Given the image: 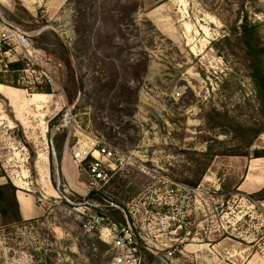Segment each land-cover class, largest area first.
<instances>
[{"label":"rangeland","instance_id":"rangeland-1","mask_svg":"<svg viewBox=\"0 0 264 264\" xmlns=\"http://www.w3.org/2000/svg\"><path fill=\"white\" fill-rule=\"evenodd\" d=\"M2 3L0 16L20 28L37 51L0 55L4 79L27 94H40L31 92L45 84L52 93L40 94L46 96L38 98L43 107L24 128L6 124L0 113V185L9 181L16 191L32 195L41 209L39 217L19 225L4 224L0 210V264H109L107 245L97 233L81 228L82 208L75 211L63 199L75 203L86 193L87 162L82 164L81 158L91 140L116 151L117 160L144 162L150 171L155 169L156 178L146 179L145 186L156 185L157 178L167 175L178 182L200 179L207 189L219 178L226 192H236L254 153L264 154L261 135L253 141L264 114L234 31L241 9L259 21L264 71V0ZM120 4L125 6L122 20ZM51 32L69 48L75 74L84 84L71 105L64 93L70 73L56 56L36 48L40 41L52 48ZM16 58L23 69L8 72L7 64ZM136 60L140 68L131 82L134 72L123 67ZM115 72L114 88L100 89ZM62 109L59 123L49 128L48 122ZM234 153L239 155L231 156ZM225 191L220 194L227 199ZM262 195L246 193L232 204L234 221L242 209L247 215L237 222L243 227L232 232L230 240L240 239L242 230L248 242H260L264 248ZM41 196L46 198L43 207L38 202ZM208 204L204 201L203 207ZM159 211L156 205L153 212ZM202 228L207 230L205 224ZM204 243L208 244L207 237ZM196 254L197 259L190 255L185 260L177 255L178 264H227L229 257L209 246Z\"/></svg>","mask_w":264,"mask_h":264},{"label":"built area","instance_id":"built-area-1","mask_svg":"<svg viewBox=\"0 0 264 264\" xmlns=\"http://www.w3.org/2000/svg\"><path fill=\"white\" fill-rule=\"evenodd\" d=\"M23 50L28 55L37 52L20 28L0 16V55ZM87 148L81 158L83 163L91 157L86 193L75 203L65 196L63 199L75 211L82 208L81 228L86 233H97L98 239L107 245L109 264H142L144 253L153 257L154 264H178L177 255L182 260L191 259L192 253L185 246L199 242L201 213L205 214L202 218L208 227L210 219L220 222L232 212V200L220 194L216 182L206 189L202 181L191 186L161 175L156 185L145 186L144 181L154 180V173H158L147 169L146 163L117 160L116 151L95 140ZM90 193L101 194L103 201L88 199ZM45 199H38L41 207ZM146 200H150L147 205ZM206 200L209 204L203 207ZM156 205L159 212H153ZM107 208L118 211L122 220L113 221L105 212Z\"/></svg>","mask_w":264,"mask_h":264},{"label":"crops","instance_id":"crops-1","mask_svg":"<svg viewBox=\"0 0 264 264\" xmlns=\"http://www.w3.org/2000/svg\"><path fill=\"white\" fill-rule=\"evenodd\" d=\"M4 0H0V3L3 4ZM38 98L46 99L45 95H34L27 94L24 90L19 88L10 87L7 85L0 84V113L4 117V121L7 123H16L21 128L29 124L31 120H35L36 113L43 107L41 104L43 101H39ZM11 100L15 101L12 102ZM35 100H38L35 102ZM35 102V103H34ZM4 108V110H3ZM7 113H10V117ZM261 139L264 141V132L261 135ZM44 162V156L40 155ZM255 167L256 169H252ZM217 181L215 186L219 184L221 192H224V183L221 179L216 178ZM220 181V182H219ZM264 188V157L263 158H254L251 160V164L247 174L238 184L236 192L228 191L226 194L228 198L234 203L236 200H242L246 193H257ZM240 195V196H239ZM16 200L19 206V212L22 220H30L37 218L41 215V209L36 206L35 199L32 195L25 194L20 190L16 191ZM205 214L201 213L200 215V235L199 242L193 245H186L185 250L192 253V257L197 259V252L201 250L204 246H209L217 254H225L229 257H226L227 264H264V253L263 247L260 242H248L245 231H240V239L234 241L237 237H233V240H230L229 237H232V232L237 229H241L243 226L239 224L236 226L237 222L241 220L244 216L247 215L246 210L238 211L237 217L234 221L233 217L234 210L230 216L223 221L211 220L206 226L207 232L202 231V224H205V220L202 219V216ZM234 221V222H233ZM225 234V239L220 240V236ZM208 238V244L204 243V238ZM213 243V244H212ZM212 244V246H211ZM251 249H254L250 251ZM221 257H223L221 255Z\"/></svg>","mask_w":264,"mask_h":264},{"label":"trees","instance_id":"trees-1","mask_svg":"<svg viewBox=\"0 0 264 264\" xmlns=\"http://www.w3.org/2000/svg\"><path fill=\"white\" fill-rule=\"evenodd\" d=\"M120 9L122 11L118 12V16L120 20H122V14L123 9H124V4H120ZM137 8L133 9V12H135ZM80 12V11H79ZM240 17V23L236 27H234V31L237 35V38L239 40V43L242 45V49L244 50L248 64H249V69L251 71V79L254 82L255 88L258 93L259 101L261 104V111L264 114V71L262 69L263 61L260 57V51H262L261 47V41H260V35H259V21L257 19H254V15L250 16L249 12L243 11L241 9L239 13ZM256 15V14H255ZM81 29V28H80ZM79 28L77 29V34H81V30ZM83 30V29H82ZM54 38L52 48L49 49L46 47L45 42L40 41L38 42V45H36V48L45 51V52H50L52 55L56 56L60 62L65 66L69 74V78L67 79L68 86L64 88V93L66 97V102L67 104L71 105L74 102V96H76L79 93H82L84 89V84L82 81V78L75 74V68L73 66V63L71 61V52L65 42L61 39V37L54 32H51ZM43 39L44 36H41ZM45 39V38H44ZM4 50V48H3ZM140 68V62L135 61L132 63H125L123 69H128L130 71H133L135 76L131 79V82L136 80V73L138 74V69ZM23 69V62L22 60H18L15 62H11L7 64V71L8 72H18ZM146 70V66L143 65V73ZM16 76V75H14ZM116 78H117V73L115 72V76L107 79L102 87L100 89L104 91H110L114 88L116 85ZM0 84L7 85L10 87L14 88H19V89H25L23 87H18L16 86L15 83H8L4 79V75L0 71ZM31 93H40V94H51L52 89L49 84H45L42 86H35L34 91ZM64 109H62L53 119H51L48 122V127L52 128L54 124H58L60 118L62 117ZM62 130V129H60ZM64 132V130L62 131ZM264 132V119L263 123L260 125L258 130H255L254 135H253V141L262 135ZM65 133V132H64ZM65 135V134H63ZM252 144V141L249 142ZM62 145V143H61ZM61 145H58L56 147V156L58 159L61 157ZM239 154L234 153L231 156H237ZM244 156V155H242ZM264 157V154H259V153H254V158H262ZM87 164L90 162V159H87V161H84L82 164ZM201 180L198 179L194 183H188L183 181L184 183L195 186L197 185ZM16 190L13 187V185L7 181L6 184L0 185V210H1V216L4 218V224H12V225H19L23 223V220L20 216L19 212V206L16 200ZM262 199H264V188L261 189L259 192L255 193V195H261ZM88 199L90 200H96V201H103V196L98 193H90L87 196ZM80 200L81 198H77ZM107 216L110 217L113 221L118 222L122 220V215L116 211L113 210L112 208H107L105 211ZM94 245V244H92ZM105 246V245H104ZM94 247V246H93ZM106 247V246H105ZM106 249V248H105ZM144 261L143 264H154V259L151 255L144 253L143 255Z\"/></svg>","mask_w":264,"mask_h":264}]
</instances>
